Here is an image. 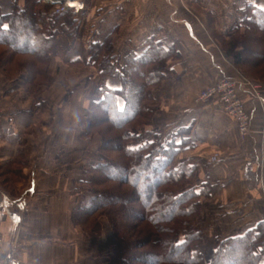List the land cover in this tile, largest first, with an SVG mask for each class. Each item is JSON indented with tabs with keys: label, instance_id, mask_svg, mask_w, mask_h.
I'll use <instances>...</instances> for the list:
<instances>
[{
	"label": "trees",
	"instance_id": "obj_1",
	"mask_svg": "<svg viewBox=\"0 0 264 264\" xmlns=\"http://www.w3.org/2000/svg\"><path fill=\"white\" fill-rule=\"evenodd\" d=\"M51 7L40 0H0V76L21 80L27 96L49 87L47 66L57 37L65 36L72 46L79 34L83 10L59 14ZM234 15L230 34L214 32L212 38L238 71L264 84V7L245 2ZM115 31L88 42L85 64L69 63L96 69L82 132L98 137L100 157L83 170L88 179L72 189L80 196L71 201V224L96 233L101 220L107 222L112 243L105 264H264V219L238 234L214 235L207 246L202 210L217 184L200 173L219 159L203 165L189 157L193 125H176L165 134L145 130L155 122L156 92L180 53L174 44L151 37L121 58L115 54ZM19 144L13 158L0 161V177L18 178L28 168Z\"/></svg>",
	"mask_w": 264,
	"mask_h": 264
},
{
	"label": "crops",
	"instance_id": "obj_2",
	"mask_svg": "<svg viewBox=\"0 0 264 264\" xmlns=\"http://www.w3.org/2000/svg\"><path fill=\"white\" fill-rule=\"evenodd\" d=\"M255 1L186 0V10L180 8L176 0H112L109 8L112 12L108 14L105 27H119L124 41L144 42L152 37L174 44L181 58L171 63L185 78L182 85L189 101L192 97L189 83L197 80L193 74L211 75L208 80L212 81L233 73L212 44L205 30L206 21L200 14H208L215 32L228 36L237 20L234 7L241 8L245 2ZM259 1L256 2L264 7V1ZM189 6L195 16H189ZM116 14H120V18L114 19ZM239 92L252 124L251 134L246 139H241L236 126L220 113L221 109L213 110L212 116L209 109L189 113V124L194 126L189 157L209 165L208 158L217 154L218 162L211 164L202 178L217 184L214 205L225 213H221V219L236 228L239 224L238 229L264 219L261 188V180L264 186V108L249 92ZM14 126L10 125L5 132L0 129V141L9 143L8 148L0 147V161L12 158L15 153L18 136L10 131ZM73 180L42 175L30 179L29 185L20 189L23 195L12 200L0 190V264L7 263L10 252H14L21 264H63L69 255L70 259H75V249L65 247V239H72L73 232L64 226L63 220L68 212L66 194ZM203 223L209 225L212 221L203 218Z\"/></svg>",
	"mask_w": 264,
	"mask_h": 264
},
{
	"label": "rangeland",
	"instance_id": "obj_3",
	"mask_svg": "<svg viewBox=\"0 0 264 264\" xmlns=\"http://www.w3.org/2000/svg\"><path fill=\"white\" fill-rule=\"evenodd\" d=\"M40 1L52 6V10L55 11V7H57L55 3L44 0ZM176 2L180 8L182 7L188 10L186 0H176ZM259 3L257 2V4ZM2 4L4 5V2ZM112 4V0H84L83 14L80 15L79 20L81 21L79 34H77L76 40H74L72 46L65 36H58L56 39L54 48L55 53L49 57V65L47 66L49 76L47 78H49L50 81L49 87L46 88L43 86L42 88L33 89L34 94L27 96L22 89L21 80L13 83L7 81L2 75L0 76V123L3 125H0V129L5 132V130H9L10 125H15L14 128H17V130L15 131V129L12 128L10 131L14 136H18V144L20 143L19 145H23V149L26 155H28V168L23 171L21 176L18 175V178L12 174L8 176H4L5 174L2 175L0 177V190H2L9 200H12L19 195H23L20 189L26 188L29 185L28 182L30 179L41 177L42 175H46L47 177L49 175L52 178L57 176L59 178L65 177V179L68 180L71 178L74 179L70 186L71 188L67 190L68 212L63 220H65L64 226L67 227L71 233L73 232V236L69 234L67 236L72 237V239H65V244L67 245L65 247L71 250L75 249L76 257L75 259H70L71 257L69 255L65 262L66 264H105L108 247L112 243L111 231L105 220H101L99 232L83 233L79 228L71 224L69 218L72 207L74 206L71 201H73L72 199L74 196H80L78 190L72 191V189L79 187L78 181L80 179H88L83 170H88V167L97 162V160H99L98 158H100L96 152L99 144L98 137H94V139L91 137H83L82 132L85 122L84 117L88 115L89 99L97 80V76H95L96 69L93 67L84 68L78 65L70 66L69 63L73 59H79L82 64H85V62H87L86 49L88 42L92 39L95 40V38L101 39L111 30V28H106L105 26L106 21L109 19L108 14L112 12L109 10ZM190 9H192V7L189 6V16H195L196 14ZM235 9H237V7H234V12ZM200 15H202L203 19L206 21L205 30H207V33L212 39V44L219 53L224 56L219 45H217L218 43L212 38L215 32L212 18L210 17L209 19V15L206 13ZM115 18H120V14H116L114 19ZM119 31V27H117L114 36L116 56H121L122 58V55L129 50H138L141 48L143 42H133L132 40L126 39L124 41ZM222 58L232 68L233 76L231 74V77L223 75L216 80L210 81L208 79L211 75L193 74L197 80H195L196 82L189 83V89L191 88L192 90L191 93L189 91V94H192L189 101L187 99L188 94H186L183 87L184 85H182L185 78L183 77V79L181 74L175 71V64H172V62L170 64L172 72L169 73V79L162 83L156 92L160 109L156 114L155 122L145 130H156L165 134L167 131H170V128L173 130L176 129V125L181 122L184 123V125L189 123V113H197V111L201 109H209L211 112L210 116L214 115L213 110L220 111L222 108L217 99H209L207 101H199L197 99L203 90L215 85L222 79H228L239 83L240 86L237 88L239 99L240 90L247 93L249 92L251 98L264 108V84L255 79L253 80L250 75L247 74L246 76L241 71H238L230 58ZM260 69H264V66H261ZM38 79L39 78L36 80L38 81ZM242 83L259 85V97L256 98L251 89L241 85ZM37 102L40 106L36 109H32L34 103ZM222 110L223 109H221V111ZM223 112L224 111L220 113ZM223 114L227 116L225 113ZM251 125L250 120L249 134L245 138L240 136L241 139H246L250 136L252 129ZM12 140L15 141L13 138ZM12 146H14V144H12ZM16 146L18 147V145ZM0 147L3 149L8 148L9 143L0 141ZM15 154L16 150L12 158ZM213 156L218 158L217 154H212V156L209 157L210 163H213L211 161ZM4 158L5 157L2 159ZM6 159H10V157H6ZM6 159L2 161H6ZM4 171L6 170H3V173H5ZM200 174L204 176L206 174V169L202 168ZM7 179L8 182H6ZM261 185L263 189L262 200L264 203V186L262 180ZM215 202H217L215 198L208 201V204H206L207 206L202 210V214L205 215L204 219L209 222L212 221V223L208 225V238H206L207 246L212 244V237L214 235L220 234L224 236L222 234H238L243 228L249 225L247 224L243 227L241 225L242 228L240 227V229H238L239 224L236 228L233 224L221 219L223 210L220 209L219 206H215ZM217 214L220 215L218 216ZM74 234L78 236L75 237Z\"/></svg>",
	"mask_w": 264,
	"mask_h": 264
},
{
	"label": "built area",
	"instance_id": "obj_4",
	"mask_svg": "<svg viewBox=\"0 0 264 264\" xmlns=\"http://www.w3.org/2000/svg\"><path fill=\"white\" fill-rule=\"evenodd\" d=\"M55 3V13H65L72 11L78 13L83 10L84 0H44ZM241 85L247 86L256 98L259 97L260 92L259 85L251 83H242ZM239 83L232 80L222 79L213 86H210L203 90L197 100L207 101L209 99H217L221 104L223 113H225L235 124L240 136L245 138L249 134V116L247 115L242 101L238 97L237 88ZM217 160L216 156L211 158L212 162ZM6 264H21L15 256L14 252H10Z\"/></svg>",
	"mask_w": 264,
	"mask_h": 264
}]
</instances>
